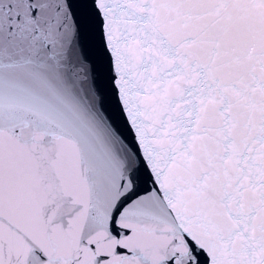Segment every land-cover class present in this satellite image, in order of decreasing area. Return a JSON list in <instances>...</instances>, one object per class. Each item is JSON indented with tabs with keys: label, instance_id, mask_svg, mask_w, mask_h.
<instances>
[{
	"label": "snow or ice",
	"instance_id": "1",
	"mask_svg": "<svg viewBox=\"0 0 264 264\" xmlns=\"http://www.w3.org/2000/svg\"><path fill=\"white\" fill-rule=\"evenodd\" d=\"M0 264H264V0H0Z\"/></svg>",
	"mask_w": 264,
	"mask_h": 264
}]
</instances>
